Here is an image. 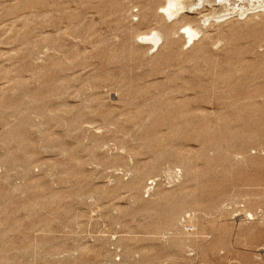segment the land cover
I'll return each mask as SVG.
<instances>
[{
    "label": "rangeland",
    "instance_id": "obj_1",
    "mask_svg": "<svg viewBox=\"0 0 264 264\" xmlns=\"http://www.w3.org/2000/svg\"><path fill=\"white\" fill-rule=\"evenodd\" d=\"M165 2L0 0V264H264V0Z\"/></svg>",
    "mask_w": 264,
    "mask_h": 264
},
{
    "label": "bare ground",
    "instance_id": "obj_2",
    "mask_svg": "<svg viewBox=\"0 0 264 264\" xmlns=\"http://www.w3.org/2000/svg\"><path fill=\"white\" fill-rule=\"evenodd\" d=\"M184 8V0H166L163 6L160 7V15H165L166 17H173L176 15L181 9ZM157 12V13H158ZM200 32V27L196 26H190L187 25L184 27V33L188 37V41H191L193 38H195ZM167 36V33L155 31L151 33H148L142 39H145L149 43L152 44V46H156L158 42L165 38Z\"/></svg>",
    "mask_w": 264,
    "mask_h": 264
}]
</instances>
